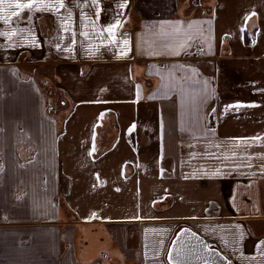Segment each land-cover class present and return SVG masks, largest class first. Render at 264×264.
Wrapping results in <instances>:
<instances>
[{
    "label": "crops",
    "instance_id": "crops-1",
    "mask_svg": "<svg viewBox=\"0 0 264 264\" xmlns=\"http://www.w3.org/2000/svg\"><path fill=\"white\" fill-rule=\"evenodd\" d=\"M122 3L0 23V264H264V0Z\"/></svg>",
    "mask_w": 264,
    "mask_h": 264
},
{
    "label": "water",
    "instance_id": "water-1",
    "mask_svg": "<svg viewBox=\"0 0 264 264\" xmlns=\"http://www.w3.org/2000/svg\"><path fill=\"white\" fill-rule=\"evenodd\" d=\"M43 85L45 87L48 84L45 82ZM48 87H51V85H48ZM45 93L48 94V92ZM48 109L54 110L52 105ZM181 248H186L189 252V264H229L228 256L225 253L188 225L179 229L172 239L168 252V258L171 262L178 263L176 259L177 251Z\"/></svg>",
    "mask_w": 264,
    "mask_h": 264
},
{
    "label": "snow or ice",
    "instance_id": "snow-or-ice-1",
    "mask_svg": "<svg viewBox=\"0 0 264 264\" xmlns=\"http://www.w3.org/2000/svg\"><path fill=\"white\" fill-rule=\"evenodd\" d=\"M5 3H9V0H0V5H4ZM92 3L93 4H96L98 3V0H92ZM9 6L10 7H14L15 9H19L20 11H14L12 13V17H19L21 15V12L24 10V9H31L33 7V0H28L27 3H21L20 0H15L14 3H9ZM63 3L61 4V7H63ZM126 6V0H125V3H122L120 5V7L123 9L124 7ZM2 12H3V9L0 8V23H4V24H9L12 22V17H8L7 19L4 18V16L2 15ZM99 13H97L98 15ZM119 25V21H117V25H114L113 27L115 26H118ZM109 35L112 34V27H109L107 29ZM242 31H244V29H242ZM2 34V33H0ZM125 44H126V41H125ZM252 106V105H250ZM234 107H241V105L237 104V105H234Z\"/></svg>",
    "mask_w": 264,
    "mask_h": 264
},
{
    "label": "rangeland",
    "instance_id": "rangeland-1",
    "mask_svg": "<svg viewBox=\"0 0 264 264\" xmlns=\"http://www.w3.org/2000/svg\"><path fill=\"white\" fill-rule=\"evenodd\" d=\"M94 236V235H93ZM96 238V237H95ZM95 241H97V239L95 240Z\"/></svg>",
    "mask_w": 264,
    "mask_h": 264
},
{
    "label": "trees",
    "instance_id": "trees-1",
    "mask_svg": "<svg viewBox=\"0 0 264 264\" xmlns=\"http://www.w3.org/2000/svg\"><path fill=\"white\" fill-rule=\"evenodd\" d=\"M172 242V241H171Z\"/></svg>",
    "mask_w": 264,
    "mask_h": 264
}]
</instances>
